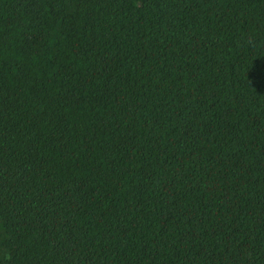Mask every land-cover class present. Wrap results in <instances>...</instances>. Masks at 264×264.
<instances>
[{
	"label": "trees",
	"instance_id": "16d2710c",
	"mask_svg": "<svg viewBox=\"0 0 264 264\" xmlns=\"http://www.w3.org/2000/svg\"><path fill=\"white\" fill-rule=\"evenodd\" d=\"M0 264H264V0H0Z\"/></svg>",
	"mask_w": 264,
	"mask_h": 264
}]
</instances>
